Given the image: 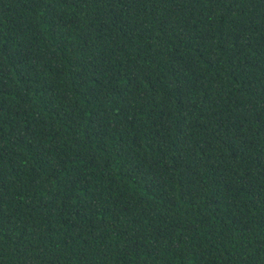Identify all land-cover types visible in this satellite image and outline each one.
I'll list each match as a JSON object with an SVG mask.
<instances>
[{
    "label": "trees",
    "instance_id": "16d2710c",
    "mask_svg": "<svg viewBox=\"0 0 264 264\" xmlns=\"http://www.w3.org/2000/svg\"><path fill=\"white\" fill-rule=\"evenodd\" d=\"M0 264H264V0H0Z\"/></svg>",
    "mask_w": 264,
    "mask_h": 264
}]
</instances>
